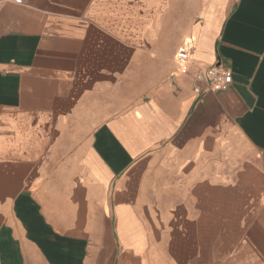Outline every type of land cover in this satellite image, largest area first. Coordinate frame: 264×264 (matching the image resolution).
<instances>
[{"label": "crops", "instance_id": "crops-1", "mask_svg": "<svg viewBox=\"0 0 264 264\" xmlns=\"http://www.w3.org/2000/svg\"><path fill=\"white\" fill-rule=\"evenodd\" d=\"M0 264H264V0H0Z\"/></svg>", "mask_w": 264, "mask_h": 264}, {"label": "built area", "instance_id": "built-area-1", "mask_svg": "<svg viewBox=\"0 0 264 264\" xmlns=\"http://www.w3.org/2000/svg\"><path fill=\"white\" fill-rule=\"evenodd\" d=\"M6 1H13L17 4L22 3L23 0H6ZM186 54L181 56V61H185ZM205 76L207 77L212 89H225L229 86L232 80V73L228 68H218L216 66H209L206 68ZM202 75L197 74L196 79H201ZM198 90L197 88H195Z\"/></svg>", "mask_w": 264, "mask_h": 264}]
</instances>
